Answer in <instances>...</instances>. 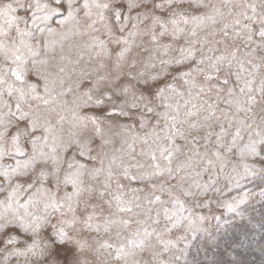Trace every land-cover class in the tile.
Returning a JSON list of instances; mask_svg holds the SVG:
<instances>
[{"label": "snow or ice", "instance_id": "obj_1", "mask_svg": "<svg viewBox=\"0 0 264 264\" xmlns=\"http://www.w3.org/2000/svg\"><path fill=\"white\" fill-rule=\"evenodd\" d=\"M253 202L264 0H0V264H225Z\"/></svg>", "mask_w": 264, "mask_h": 264}, {"label": "rangeland", "instance_id": "obj_2", "mask_svg": "<svg viewBox=\"0 0 264 264\" xmlns=\"http://www.w3.org/2000/svg\"><path fill=\"white\" fill-rule=\"evenodd\" d=\"M261 213H264V206L253 202V207L249 208L247 213L251 218L252 224H258L261 221ZM240 227L241 225L237 224L236 228L229 229L226 233L222 230L221 233L218 234L221 237V241H231L234 236L238 239L242 238L238 231ZM249 227L251 226L249 225ZM229 253L235 255L236 258L243 261L244 264H261V261H264V236H261L257 230L255 233H249V238L244 241L242 247L234 244L229 248L222 244L217 258L224 261L225 264H231V256ZM202 258L203 257H201V259Z\"/></svg>", "mask_w": 264, "mask_h": 264}]
</instances>
